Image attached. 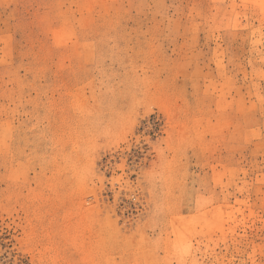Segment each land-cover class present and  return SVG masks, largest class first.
Returning <instances> with one entry per match:
<instances>
[{"label": "rangeland", "instance_id": "374dc122", "mask_svg": "<svg viewBox=\"0 0 264 264\" xmlns=\"http://www.w3.org/2000/svg\"><path fill=\"white\" fill-rule=\"evenodd\" d=\"M0 264H264V0H0Z\"/></svg>", "mask_w": 264, "mask_h": 264}]
</instances>
